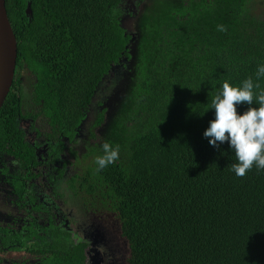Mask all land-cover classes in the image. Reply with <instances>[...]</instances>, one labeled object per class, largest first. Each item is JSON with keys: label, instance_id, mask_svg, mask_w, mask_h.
<instances>
[{"label": "trees", "instance_id": "16d2710c", "mask_svg": "<svg viewBox=\"0 0 264 264\" xmlns=\"http://www.w3.org/2000/svg\"><path fill=\"white\" fill-rule=\"evenodd\" d=\"M126 1L6 0L18 58L0 153L25 171L41 165L23 128L37 122L56 162L68 149L81 166L66 178L60 162L69 201L120 222L128 264H264V170L237 177L228 145L213 148L203 135L219 85L255 81L264 15H254L253 0H151L128 33ZM118 65L122 76L101 96ZM88 117L82 148H67L61 139L73 142ZM106 141L120 145L119 159L97 170ZM25 187L17 182L16 192ZM41 232L16 250L37 264H85V245L70 232L53 223Z\"/></svg>", "mask_w": 264, "mask_h": 264}, {"label": "flooded vegetation", "instance_id": "af4514ba", "mask_svg": "<svg viewBox=\"0 0 264 264\" xmlns=\"http://www.w3.org/2000/svg\"><path fill=\"white\" fill-rule=\"evenodd\" d=\"M89 117L80 125L73 142L68 138L61 139L65 141L67 148L75 150L82 148L83 141L88 135ZM29 120L23 121L25 139L35 147L36 155L42 164L31 171H25L15 162L14 156L0 153V264H27L29 258H33L32 264H37L38 255L36 257L29 252H20L16 249L29 248L31 244L26 242L28 236L35 240V235H40L41 229L51 223L70 232L77 243L85 245V264H100L102 253L93 247L96 245L93 239L88 237L84 229L76 227L77 231H73V226H76L74 216L69 214L68 218L61 207L64 195L58 188L62 180L66 181L64 178L66 174L62 178L58 170L62 168L63 163L68 162L63 159L65 154L69 158L73 157L68 149H64L60 154V162L63 163L56 162V151L50 147V141L44 134L45 130L37 122H32L34 124L32 128V120ZM85 130L86 133L83 135ZM26 173H29V178L25 176ZM42 177L44 178L41 183L38 179ZM17 182H24V187L26 186L24 194L16 192ZM119 230L122 236L120 222Z\"/></svg>", "mask_w": 264, "mask_h": 264}, {"label": "clouds", "instance_id": "9594fccd", "mask_svg": "<svg viewBox=\"0 0 264 264\" xmlns=\"http://www.w3.org/2000/svg\"><path fill=\"white\" fill-rule=\"evenodd\" d=\"M261 79H264V63L257 65L255 81L249 76L240 85L233 86L225 80L211 100L215 115L203 135L213 148L228 145L235 156L230 168L237 177L245 176L253 167L264 170V87ZM242 104H247L248 108L240 113L238 106ZM119 153L120 145L106 141L102 154L95 157L97 170L114 163Z\"/></svg>", "mask_w": 264, "mask_h": 264}, {"label": "rangeland", "instance_id": "374dc122", "mask_svg": "<svg viewBox=\"0 0 264 264\" xmlns=\"http://www.w3.org/2000/svg\"><path fill=\"white\" fill-rule=\"evenodd\" d=\"M137 2L140 6H137ZM151 0H127L125 3L124 13L121 17V24L123 28L128 32L132 33L134 31L135 20L142 10L149 7ZM252 12L256 17L264 15V0H253ZM133 14V16H131ZM123 66L118 65L113 67L108 76L102 81L100 88L101 96L108 93L119 81L123 74ZM97 99L95 98L94 103ZM96 105V104H95ZM86 133L84 131L83 135ZM82 140V139H81ZM79 148L81 145L78 146ZM63 159L67 162L65 168L66 178L71 174L80 170L79 165L75 162L74 158H69L66 154ZM44 177L38 179L42 183ZM65 183L61 182V186L58 188L61 194L65 195L63 198L64 203L61 204L63 211L68 215L74 216L76 221V226H73V231H77L76 227L84 229L87 231L88 237L93 239V247L97 248L98 251L102 253V260L99 261L100 264H128V259L130 256V250L127 241L121 236L119 230V222L115 215L107 211L103 213H97L92 210L83 209L80 202L76 199L69 201L70 192H67L64 188ZM59 186V185H58ZM65 193V194H64ZM62 199V200H63ZM67 201V202H66ZM72 221V219H71ZM83 236L82 234H80ZM27 264L33 263V258L27 259Z\"/></svg>", "mask_w": 264, "mask_h": 264}, {"label": "water", "instance_id": "95a60500", "mask_svg": "<svg viewBox=\"0 0 264 264\" xmlns=\"http://www.w3.org/2000/svg\"><path fill=\"white\" fill-rule=\"evenodd\" d=\"M27 13L31 14L30 5ZM18 58V44L8 12L6 0H0V111L14 83Z\"/></svg>", "mask_w": 264, "mask_h": 264}]
</instances>
